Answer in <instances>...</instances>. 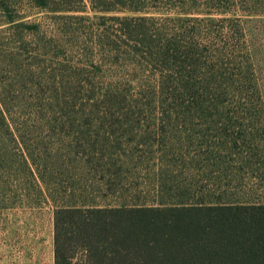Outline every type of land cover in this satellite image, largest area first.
<instances>
[{"label": "rangeland", "instance_id": "374dc122", "mask_svg": "<svg viewBox=\"0 0 264 264\" xmlns=\"http://www.w3.org/2000/svg\"><path fill=\"white\" fill-rule=\"evenodd\" d=\"M0 1L8 6L0 5V264H54L57 206H264L262 0L226 2L227 14L198 15L215 23L189 24L234 53L222 87L254 91L202 108L154 102L143 92L151 69L99 45L105 34L117 40L110 17L175 18L176 10L104 13L85 0L86 11L69 12L68 0ZM7 14L16 22L7 24ZM162 26L173 24H154Z\"/></svg>", "mask_w": 264, "mask_h": 264}, {"label": "trees", "instance_id": "16d2710c", "mask_svg": "<svg viewBox=\"0 0 264 264\" xmlns=\"http://www.w3.org/2000/svg\"><path fill=\"white\" fill-rule=\"evenodd\" d=\"M88 1L93 11L104 13L176 10L179 17L175 18L110 17L117 23V40L107 34L99 37V45L115 55L133 57L131 60L137 61L138 67L151 69L153 85L143 92L154 102L202 108L225 105L232 95L239 102L248 100L250 93L253 95L251 88L222 87L231 80L225 71L236 64L234 53L227 54L226 48L215 49L210 45L212 33L202 35L198 27L189 26L215 23V18L198 15L227 14L229 10L222 7L235 0H152V5L142 0ZM67 2L70 5L65 11L87 9L85 0ZM239 2L251 4L249 0ZM0 5L7 13L8 6L1 1ZM7 16V24L16 22ZM159 20L172 23L173 27L162 26L156 31L154 24ZM18 26L29 30L36 27V33L39 31L38 25ZM0 100H4L1 95ZM0 115L4 118L3 112ZM53 224L54 264H264L262 205L57 206Z\"/></svg>", "mask_w": 264, "mask_h": 264}]
</instances>
